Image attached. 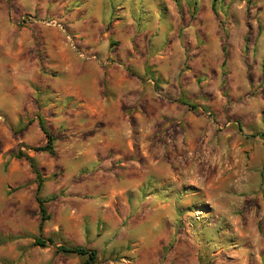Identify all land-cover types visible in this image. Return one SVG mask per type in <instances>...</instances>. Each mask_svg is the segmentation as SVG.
Returning <instances> with one entry per match:
<instances>
[{"label": "rangeland", "instance_id": "374dc122", "mask_svg": "<svg viewBox=\"0 0 264 264\" xmlns=\"http://www.w3.org/2000/svg\"><path fill=\"white\" fill-rule=\"evenodd\" d=\"M107 117L137 155L105 170ZM39 236L96 264H264V0H0V264L85 259Z\"/></svg>", "mask_w": 264, "mask_h": 264}, {"label": "crops", "instance_id": "0c3cea01", "mask_svg": "<svg viewBox=\"0 0 264 264\" xmlns=\"http://www.w3.org/2000/svg\"><path fill=\"white\" fill-rule=\"evenodd\" d=\"M16 3L20 2V3H24V4H27L29 6H33L35 7L36 5H38V0H14ZM133 85V84H132ZM139 88V85L135 84L134 85V90H135V93L137 92ZM139 92V91H138ZM133 98H129L128 100H131ZM140 113V111L134 113L135 116H137V114ZM161 115L159 117H165V118H171V117H175L176 116V113H171L170 111H168V108L167 107H164L162 108L161 110ZM179 114V113H178ZM139 115V114H138ZM151 117V115H150ZM114 122H115V119L111 117H107L103 120L102 124H100V127L99 129L101 128H104L106 130H104V134H101V131H97L95 133V135H93V138H94V143L92 145V149H91V152H92V162H97L98 159H101V163L100 165L105 169V170H108L110 165L108 163V160L105 159V155L107 154L106 153V149H111L113 151H121L123 149H126L128 151V153H130L131 157L133 159H135V156L137 155V150L135 148H132V145H129L127 143V130H131L129 126L125 127L126 130L121 132L120 130L117 131V128H115V125H114ZM170 122V120H168V123ZM153 130V129H151ZM158 132H161L162 133V136L164 135L166 138H171V133H173V129L170 125V123L168 125H164L160 128H157L155 130H153V133H156L157 131ZM110 131V132H109ZM156 131V132H155ZM157 132V133H158ZM107 133V134H106ZM121 137V139L119 138ZM179 149L181 150V153L184 155L185 153V149L184 148H180ZM182 155V157H183ZM181 157V158H182ZM136 160V159H135ZM142 165L143 163L140 162ZM144 167H146L145 165H143ZM121 177V178H120ZM120 177H118V179H125L126 181L129 182L130 184V188H127L123 195V199H122V203L120 205V211L122 214H127L129 212V204H128V196L130 195V191H132V189L134 188V186L132 185L133 183V179H132V176L130 175V173H127V172H122L120 173ZM130 213V212H129ZM128 213V214H129ZM158 242H160L158 240Z\"/></svg>", "mask_w": 264, "mask_h": 264}, {"label": "trees", "instance_id": "16d2710c", "mask_svg": "<svg viewBox=\"0 0 264 264\" xmlns=\"http://www.w3.org/2000/svg\"><path fill=\"white\" fill-rule=\"evenodd\" d=\"M39 127L42 130L44 137L46 139V145L37 147L34 150L35 151H47L50 154H54V150L52 147V142L53 138L50 135V133L46 130L44 127V124L42 121H39ZM16 158H24L32 168L33 172L36 174V176L39 178V171L36 168L35 162L31 157H28L27 155H23L22 153H17L15 155ZM39 188V185H38ZM36 202L38 203L39 206V211L41 213V220H44L45 218L43 217L45 215L46 209L44 207V202L41 200L39 197L35 198ZM41 227V225H40ZM39 227V228H40ZM34 244L45 247V246H53L56 248V251L66 253V254H76L85 257L83 260L82 264H96L97 263V254L94 249H90L87 247H82V246H68V245H56L54 241L51 238H42V237H37L34 240Z\"/></svg>", "mask_w": 264, "mask_h": 264}, {"label": "built area", "instance_id": "2783aa9c", "mask_svg": "<svg viewBox=\"0 0 264 264\" xmlns=\"http://www.w3.org/2000/svg\"><path fill=\"white\" fill-rule=\"evenodd\" d=\"M200 213L198 211L195 212V217L197 218Z\"/></svg>", "mask_w": 264, "mask_h": 264}]
</instances>
